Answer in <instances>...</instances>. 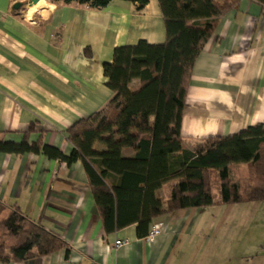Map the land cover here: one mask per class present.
<instances>
[{"label":"crops","instance_id":"crops-1","mask_svg":"<svg viewBox=\"0 0 264 264\" xmlns=\"http://www.w3.org/2000/svg\"><path fill=\"white\" fill-rule=\"evenodd\" d=\"M40 1L42 7L28 12L30 0H0V133L18 142L35 121L43 141L69 155L66 129L113 95L102 67L113 48L141 39L163 42L164 21L157 0L140 10L126 0H110L100 9ZM18 2L22 6L15 9ZM138 86V78L129 83L132 90ZM257 123H264V7L258 0H237L194 62L180 132L184 146L194 150L208 136ZM93 148L105 146L96 142ZM236 168L229 165L235 183ZM177 181L158 190L162 201ZM0 200L69 245L68 253L0 264H264V200L163 213L151 221L161 225L160 234L148 241L135 224L104 229L81 160L67 163L33 152H0ZM220 208L233 211L222 214ZM119 239L127 243L115 247Z\"/></svg>","mask_w":264,"mask_h":264},{"label":"trees","instance_id":"trees-1","mask_svg":"<svg viewBox=\"0 0 264 264\" xmlns=\"http://www.w3.org/2000/svg\"><path fill=\"white\" fill-rule=\"evenodd\" d=\"M51 4L105 7L110 0H48ZM138 10L148 0H126ZM164 21L165 40L117 45L103 74L112 97L97 112L66 129L69 155L43 141L44 130L32 121L18 142L2 137L0 152L43 153L67 163L81 160L103 227L114 231L131 224L144 236L155 217L166 212L214 204L210 174L217 172L222 203L264 200V123L235 133L206 137L187 149L180 132L186 93L194 62L210 38L218 19L237 0H157ZM264 5V0H258ZM89 54V50L86 49ZM138 78L136 90L129 88ZM38 132L35 141L31 134ZM99 142L103 150L93 148ZM127 150L130 154H125ZM245 168L246 183L229 179V165ZM242 170V169H241ZM178 179L167 201L158 190ZM69 245L60 236L0 200V261H23Z\"/></svg>","mask_w":264,"mask_h":264},{"label":"rangeland","instance_id":"rangeland-1","mask_svg":"<svg viewBox=\"0 0 264 264\" xmlns=\"http://www.w3.org/2000/svg\"><path fill=\"white\" fill-rule=\"evenodd\" d=\"M35 7H37V4H36V6L35 5L34 6L33 5H29V6H27V11L30 12ZM239 168H240V166H238L236 168V174H237V176L239 178L237 177L238 179L235 178L233 181H236L238 183V188H239L238 189V194H239V197H241V191H242L241 185L246 183L247 177H246L245 172H244L245 168L242 167V166H241L242 170L240 169L241 175L240 176L238 175ZM210 179H211V186H212V197L214 199V204H212V205L217 207L219 204H224V203L220 202V200H218L219 196H220V186H219L217 172H213L212 171L211 174H210ZM220 211H221L222 214H225V213L227 214L229 212H232L233 210H232V208H220ZM257 214H260V212H258Z\"/></svg>","mask_w":264,"mask_h":264},{"label":"built area","instance_id":"built-area-1","mask_svg":"<svg viewBox=\"0 0 264 264\" xmlns=\"http://www.w3.org/2000/svg\"><path fill=\"white\" fill-rule=\"evenodd\" d=\"M264 7V5H263ZM161 232V225L159 223H150L148 231L146 233V235L144 236V238L148 241H151L155 236H157L158 234H160ZM127 241L126 240H116L114 243L115 247H120L124 244H126Z\"/></svg>","mask_w":264,"mask_h":264},{"label":"water","instance_id":"water-1","mask_svg":"<svg viewBox=\"0 0 264 264\" xmlns=\"http://www.w3.org/2000/svg\"><path fill=\"white\" fill-rule=\"evenodd\" d=\"M39 0H30L29 5H34L38 2ZM22 6V3L18 2L14 4L15 9H19Z\"/></svg>","mask_w":264,"mask_h":264},{"label":"bare ground","instance_id":"bare-ground-1","mask_svg":"<svg viewBox=\"0 0 264 264\" xmlns=\"http://www.w3.org/2000/svg\"><path fill=\"white\" fill-rule=\"evenodd\" d=\"M42 4H43V1H40L39 4L37 5V8H39Z\"/></svg>","mask_w":264,"mask_h":264}]
</instances>
